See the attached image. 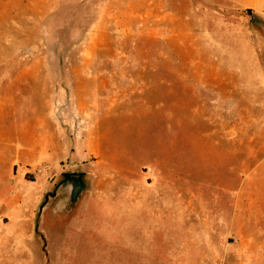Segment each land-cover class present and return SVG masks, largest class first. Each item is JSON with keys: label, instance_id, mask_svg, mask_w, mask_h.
<instances>
[{"label": "rangeland", "instance_id": "374dc122", "mask_svg": "<svg viewBox=\"0 0 264 264\" xmlns=\"http://www.w3.org/2000/svg\"><path fill=\"white\" fill-rule=\"evenodd\" d=\"M13 207L0 264H264V0H0Z\"/></svg>", "mask_w": 264, "mask_h": 264}, {"label": "water", "instance_id": "95a60500", "mask_svg": "<svg viewBox=\"0 0 264 264\" xmlns=\"http://www.w3.org/2000/svg\"><path fill=\"white\" fill-rule=\"evenodd\" d=\"M254 24H262V21L254 15L252 17ZM86 190V183L83 174H66L63 180L58 184L51 196H64L61 204L62 209L66 207L77 206Z\"/></svg>", "mask_w": 264, "mask_h": 264}, {"label": "crops", "instance_id": "0c3cea01", "mask_svg": "<svg viewBox=\"0 0 264 264\" xmlns=\"http://www.w3.org/2000/svg\"><path fill=\"white\" fill-rule=\"evenodd\" d=\"M39 204H37L38 206ZM32 211L33 216L35 217V211L36 208ZM13 214H10L9 219H5L3 222L0 221V234H8L10 233L11 228L13 227V225L16 223V221L18 219H20L21 217L18 216V210H16V207H13ZM37 232V229H36ZM11 237V236H10ZM31 237H37V236H31ZM37 263V261H36Z\"/></svg>", "mask_w": 264, "mask_h": 264}, {"label": "flooded vegetation", "instance_id": "af4514ba", "mask_svg": "<svg viewBox=\"0 0 264 264\" xmlns=\"http://www.w3.org/2000/svg\"><path fill=\"white\" fill-rule=\"evenodd\" d=\"M64 196H49L46 200V209L50 210L53 209L54 211L59 210V206H61V202L63 200ZM69 207H66L62 209L63 212L68 211Z\"/></svg>", "mask_w": 264, "mask_h": 264}]
</instances>
